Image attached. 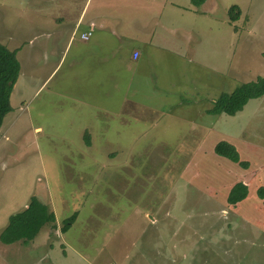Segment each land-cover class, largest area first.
Returning a JSON list of instances; mask_svg holds the SVG:
<instances>
[{
	"label": "rangeland",
	"instance_id": "1",
	"mask_svg": "<svg viewBox=\"0 0 264 264\" xmlns=\"http://www.w3.org/2000/svg\"><path fill=\"white\" fill-rule=\"evenodd\" d=\"M164 2L171 4H163L162 16L165 10L169 15L181 10L193 17L185 27V56L192 58L187 71L196 75L199 67H212L203 86L193 74L187 77L192 90L186 89L187 100L199 93L200 101L174 116L139 110L145 121L158 123L138 124L131 137L108 127L96 133L99 146L90 152L102 165L99 174L88 175L87 156L67 130L72 129L68 109H59L51 122L49 106L36 117L33 107L48 87L25 100L16 87L14 110L0 128V230L32 195L47 204L55 221L28 243L0 242V264H264V197L259 194L264 190V94L233 115L204 110L206 93L216 98L264 75V0H208L207 13L201 4H193L192 11L172 5L189 0ZM234 4L239 16L232 22L228 9ZM33 7L34 0H0V43L10 50L21 47L24 79H30L39 59ZM52 103L67 105L59 99ZM37 120L48 125L37 132ZM110 137L116 141H104ZM219 141L233 144L244 165L216 154ZM239 181L247 185V195L230 205L227 193Z\"/></svg>",
	"mask_w": 264,
	"mask_h": 264
},
{
	"label": "crops",
	"instance_id": "2",
	"mask_svg": "<svg viewBox=\"0 0 264 264\" xmlns=\"http://www.w3.org/2000/svg\"><path fill=\"white\" fill-rule=\"evenodd\" d=\"M156 1L34 0V51L39 59H34L30 79H24L18 58L21 47L11 49L16 52L19 74L9 95L11 110L5 115L14 110L11 99L16 87L22 100L31 98L39 90L41 94L48 87L40 96L39 104L33 107L34 115H43L44 108L49 106L51 122L59 109H68L66 117H70L72 129L67 130L73 133L72 140L87 156L84 171L91 175V172L99 174L102 165L90 152L99 146L94 139L96 133H104L108 127L115 134L129 131L131 137L138 124L154 126L158 123L156 118L151 122L141 118V109L158 112L161 117L174 116L187 106L192 109L201 95L195 96L198 100L192 96L187 100L186 89L192 91L187 77L193 74L195 83L203 86L211 76L212 67L201 65L204 72L199 67L196 75L193 70L187 71V60L192 61V58L185 56L188 47L185 27L193 17L184 16L181 10L177 11L179 16L169 15L167 10L162 16L159 10H164L163 4L171 3ZM207 1L201 3L206 13ZM172 5L185 11L193 10L190 0L189 4L175 2ZM87 32L90 34L83 38L82 34ZM189 83L194 89L191 79ZM215 96L205 94L207 114H211L208 110ZM53 99L65 101L67 105L53 104ZM17 118H23L22 112L17 113ZM10 119L3 138H7L15 121L13 116ZM45 125L48 121L37 120L33 128L38 132ZM24 127L23 132H26L27 126ZM104 141L114 143L116 139L110 137Z\"/></svg>",
	"mask_w": 264,
	"mask_h": 264
},
{
	"label": "trees",
	"instance_id": "3",
	"mask_svg": "<svg viewBox=\"0 0 264 264\" xmlns=\"http://www.w3.org/2000/svg\"><path fill=\"white\" fill-rule=\"evenodd\" d=\"M192 4L199 5L204 0H190ZM239 16V7L234 4L228 9V18L235 21ZM19 74V62L15 50L8 49L0 43V125L4 115L11 110L9 95L15 80ZM264 94V75H258L255 79L241 82L231 92H222L214 99L208 113H225L233 115L241 110L243 105L251 98ZM216 154L226 157L233 162H240L235 146L227 141H219L214 146ZM241 163V162H240ZM244 165V163H241ZM264 197V190L259 192ZM247 195V185L242 182L234 183L226 197L230 205H234ZM76 214L64 219L61 231H66ZM55 221V214L39 197L32 195L27 205L8 217L6 225L0 230V242L4 244L21 240L22 243L31 241L40 229L47 223ZM54 226V225H53Z\"/></svg>",
	"mask_w": 264,
	"mask_h": 264
},
{
	"label": "built area",
	"instance_id": "4",
	"mask_svg": "<svg viewBox=\"0 0 264 264\" xmlns=\"http://www.w3.org/2000/svg\"><path fill=\"white\" fill-rule=\"evenodd\" d=\"M89 34H90V32H87L86 34H82V37L86 38Z\"/></svg>",
	"mask_w": 264,
	"mask_h": 264
}]
</instances>
